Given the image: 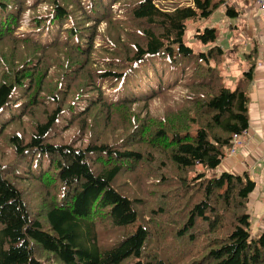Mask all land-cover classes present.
Listing matches in <instances>:
<instances>
[{"label": "trees", "instance_id": "trees-1", "mask_svg": "<svg viewBox=\"0 0 264 264\" xmlns=\"http://www.w3.org/2000/svg\"><path fill=\"white\" fill-rule=\"evenodd\" d=\"M223 5L0 0V264H264L255 183L216 173L253 79L199 26Z\"/></svg>", "mask_w": 264, "mask_h": 264}, {"label": "crops", "instance_id": "crops-1", "mask_svg": "<svg viewBox=\"0 0 264 264\" xmlns=\"http://www.w3.org/2000/svg\"><path fill=\"white\" fill-rule=\"evenodd\" d=\"M201 26L216 28L218 44L226 53L222 75L235 88L243 75L253 69L249 85L248 129L236 152L220 164L217 174L247 175L256 185L249 199L252 227L264 229V22L255 0H223ZM231 8L234 18L227 14Z\"/></svg>", "mask_w": 264, "mask_h": 264}, {"label": "rangeland", "instance_id": "rangeland-1", "mask_svg": "<svg viewBox=\"0 0 264 264\" xmlns=\"http://www.w3.org/2000/svg\"><path fill=\"white\" fill-rule=\"evenodd\" d=\"M161 5H162V6L165 5V8H167V6H168V4H166V3H164V2H162ZM27 15H28V14H26L25 19H24V24H25V25H27L28 20H29ZM201 23L203 24V21L200 22V24H199L200 27H207V26H201ZM21 32H22V33H26V32H27V31H26V28H23ZM191 35H193V29H192V31L190 32V35H189V36H191ZM223 68H224V67H221V71H223ZM172 97H173L172 101H171V98H170V101H169L170 104L173 103V102L178 98V95L175 93V91L172 92ZM164 109H165V103H164L162 100H159V99H154L153 102H152L151 105H150V110H151L152 114L155 115V116H160V115H162V114L164 113ZM67 134L71 135V134H73V132L70 131L69 133L67 132L66 134L63 135L64 139L67 140L66 143H68V141H69V140H68V135H67ZM2 146H4V145H2ZM8 153H9V151L6 152V155H7ZM0 156H2V154H0ZM139 209H140V208H139ZM139 223H141V222H138V224H139ZM135 227H136V226H135ZM135 227L130 228V229H127L126 231H124V236H127L128 234H132V233L134 232V230H135ZM252 230H253L254 236L257 237V236L259 235L258 230H257V229H254V227L252 228ZM122 237H123V234H120V235L118 236V238L115 237L116 239H114V240H113V239H110V240H108L105 244H111V243H113V241H115V240H119V239H121Z\"/></svg>", "mask_w": 264, "mask_h": 264}, {"label": "built area", "instance_id": "built-area-1", "mask_svg": "<svg viewBox=\"0 0 264 264\" xmlns=\"http://www.w3.org/2000/svg\"><path fill=\"white\" fill-rule=\"evenodd\" d=\"M258 10L261 13L262 20L264 22V0H255ZM241 143V136L234 135L232 139V147L227 151V155H233L236 152V146Z\"/></svg>", "mask_w": 264, "mask_h": 264}]
</instances>
